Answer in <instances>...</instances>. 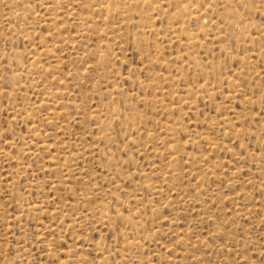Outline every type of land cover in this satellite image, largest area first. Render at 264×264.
<instances>
[{"label": "rangeland", "instance_id": "rangeland-1", "mask_svg": "<svg viewBox=\"0 0 264 264\" xmlns=\"http://www.w3.org/2000/svg\"><path fill=\"white\" fill-rule=\"evenodd\" d=\"M0 264H264V0H0Z\"/></svg>", "mask_w": 264, "mask_h": 264}]
</instances>
